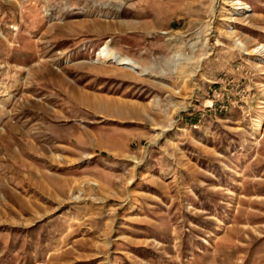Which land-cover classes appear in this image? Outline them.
Instances as JSON below:
<instances>
[{"label":"rangeland","instance_id":"rangeland-1","mask_svg":"<svg viewBox=\"0 0 264 264\" xmlns=\"http://www.w3.org/2000/svg\"><path fill=\"white\" fill-rule=\"evenodd\" d=\"M160 1L0 0L4 116L40 117L30 124L35 140L43 125L62 140L85 127L113 137L102 141L107 151L76 161L83 178L69 197L49 201L50 218L70 232L78 223L89 245L49 264H128L120 254L129 238L144 237L131 254L173 264L232 222L254 224L250 264L264 250V57L236 46H264V0H185L191 13L179 24L155 22ZM235 1L245 9L232 17ZM104 47L146 74L104 60ZM35 103L49 108L44 120ZM139 205L154 207L146 220ZM63 226L52 225L50 238H64Z\"/></svg>","mask_w":264,"mask_h":264},{"label":"crops","instance_id":"crops-1","mask_svg":"<svg viewBox=\"0 0 264 264\" xmlns=\"http://www.w3.org/2000/svg\"><path fill=\"white\" fill-rule=\"evenodd\" d=\"M189 2L160 1L159 6L165 10H161L160 14L156 10L153 12L155 22L160 15V20L165 18L166 22L179 24L191 13L188 12L191 6ZM172 27H174L173 24L168 26L170 30H173ZM172 33L176 34V31ZM17 67L19 66H14V68ZM6 89L5 87L2 91L4 93H1V98L9 94L6 93ZM81 94L80 90L70 91V95L74 98H82ZM8 101L9 98H4V101L0 103L7 106ZM35 107L40 110L41 120H44L49 113V108L36 103ZM5 113L4 110H0V264H49L51 256L59 252H63L61 255L67 258V248L75 246L77 250L76 246L89 245H83L82 238H78L76 233L81 230L78 223L72 225L70 232L64 228L62 224L64 220L58 217L50 218L54 211L51 212L48 203L69 197L70 192L83 178L84 165L76 161L83 154L86 155V159H92L99 155L98 151H107L108 146L102 143L113 140V137L102 136L99 140L97 131L94 132L85 127V129H77L74 136L62 140L60 136L55 135L54 130L50 129V125H43L41 140H35L30 124L40 117L32 119L30 115L23 114L20 120L11 122L4 116ZM49 146L53 154L45 149ZM61 160H64L66 164H61ZM136 208L140 214L138 220H146V211L154 209V207L146 208L140 205ZM54 224L63 226L61 234L64 238H50V228ZM146 225L143 224L138 228L144 232ZM227 225L229 228L226 229V233L217 235L211 243L207 245L201 243L196 246L189 244L191 248L193 247L191 251H185L184 257L174 256L176 260L171 258L168 262L173 264H250L248 260L252 253L250 246L255 240L251 237L253 233L248 228L254 224L232 222ZM253 232L258 233L256 229ZM155 238L153 236L148 239L160 243ZM129 240H133V244L127 246L128 252L120 254V257L128 264L130 256H133V261L137 264L166 263L161 257L149 258L145 257L144 253H130L131 249L144 248L145 245H134L141 241L148 242L145 237L129 238ZM260 243L264 244V239ZM175 246H177L176 243L173 247ZM254 253L256 256V252ZM259 253H261L259 260L252 264H264V250Z\"/></svg>","mask_w":264,"mask_h":264},{"label":"bare ground","instance_id":"bare-ground-1","mask_svg":"<svg viewBox=\"0 0 264 264\" xmlns=\"http://www.w3.org/2000/svg\"><path fill=\"white\" fill-rule=\"evenodd\" d=\"M229 8L230 9L228 10V12L231 14L232 17H234V16L242 15L243 14L242 10L245 9V6L242 2L235 1V2H230ZM236 46L240 51L245 52L246 55L248 56L259 58V59L260 57L262 58L264 57V46L263 45L257 48H254L252 50H248V48H246L240 41H237ZM99 54H102L103 59L112 64H115L117 66H124L131 70H138L141 73V75L146 74V71L137 67L132 60L116 55L108 47L102 48Z\"/></svg>","mask_w":264,"mask_h":264}]
</instances>
